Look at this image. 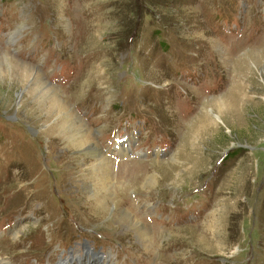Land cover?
I'll list each match as a JSON object with an SVG mask.
<instances>
[{"label": "rangeland", "instance_id": "374dc122", "mask_svg": "<svg viewBox=\"0 0 264 264\" xmlns=\"http://www.w3.org/2000/svg\"><path fill=\"white\" fill-rule=\"evenodd\" d=\"M4 58L65 106L38 105ZM75 117L112 163L105 209ZM83 249L81 264H264V0H0V259Z\"/></svg>", "mask_w": 264, "mask_h": 264}, {"label": "bare ground", "instance_id": "6f19581e", "mask_svg": "<svg viewBox=\"0 0 264 264\" xmlns=\"http://www.w3.org/2000/svg\"><path fill=\"white\" fill-rule=\"evenodd\" d=\"M226 42H228V39H227ZM7 61H12V60H10L8 58H4L2 60L3 64L6 63ZM14 65H15L14 69L13 68L11 69V67L7 65V68L9 67V76L11 78V81H22V80H24V77H23L24 74H32L30 77L33 76V80H32L33 85H31V90L30 91L27 89L28 92H27L26 95L34 94L33 92L34 91L36 92V90L38 88H40L42 92L39 91L36 94V99H37L38 105H39V103H42L43 101L44 102L48 101L46 107L45 106H42V107L47 108L48 112L54 111V113L57 112L58 110H61L63 108V106H65L64 102L62 100H60L59 98L58 99L53 98L48 92H46L44 86H42L40 84V82L38 81V79H37V74L38 73H35L32 70H29V68H24L22 66L19 67L20 65L16 64V62L14 63ZM20 71H22L23 75L21 74ZM34 83H37V84L39 83L40 86L37 85V84L34 85ZM75 119H76V117H75ZM75 119L73 120V123H74L73 127H75V126L78 127L79 126L80 127L79 129H81V130H78L77 128L76 129L78 131L77 130L75 131V129L73 130L74 138L70 141V145L73 146V147H76L77 145L81 147L83 145L89 144L90 147L84 148L86 156H89L92 159H96L98 161V163L101 164V171H103V177H100L99 174H97L99 177L96 175L97 171L93 170L94 164H91V166L88 167V169L91 170V172H90L92 174L91 177L94 178V180H93L94 186L93 187H90L89 185H86V186H87V188H89V191L92 190V192H91L92 195L91 196H92L93 200H96L98 202V207L101 208V209H105L106 208V206H105V202L106 201L104 202V200H103L104 194H107L108 198H114V194L111 191L112 187H113L112 186V181H111V178H112L111 177L112 163L109 162L100 153L97 145H94L93 143H91V142H93V141H91L89 139V136H91V134L89 133L90 131L88 132L85 124L82 125L83 124L82 122L77 121V119L76 120ZM61 120H63L64 122L65 121L67 122V120H71V118L70 117L66 118V116H63L61 118ZM70 130H72V129H70ZM124 139L126 140V142H128V138H126L125 135L123 136V140ZM109 174H110V178H109ZM84 190H85V188H84ZM118 213H119V216L116 217V218H118L122 222H125L128 228H131L133 231H135L137 234H139V236H141L143 238V240L145 239V241L148 242V240L150 239V235L151 234H150L149 230L147 229V227L141 221H137V220L132 219L130 217V215L128 214V212L125 211V210H121V212H118ZM83 251H84V255L81 257V259L76 260V259H71L70 258L66 262L61 260L60 263H56V264H74V263L76 264V262H79V261L80 262L78 264H81V262L85 258H88V255L93 254L92 252H90V250L83 249ZM94 257H95L94 259L98 260V262L99 261L100 262H104V261H102L104 259V258H102V257H104V255H101V257H99L97 254L94 253ZM0 264H7V262L3 261V259H0ZM48 264H51V263H48Z\"/></svg>", "mask_w": 264, "mask_h": 264}]
</instances>
